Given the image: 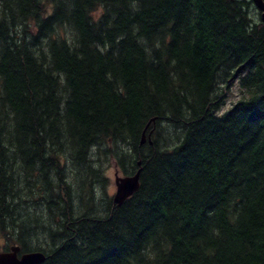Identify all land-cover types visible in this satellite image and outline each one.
Segmentation results:
<instances>
[{"label": "trees", "instance_id": "16d2710c", "mask_svg": "<svg viewBox=\"0 0 264 264\" xmlns=\"http://www.w3.org/2000/svg\"><path fill=\"white\" fill-rule=\"evenodd\" d=\"M253 6L0 0V251L40 250L39 264H264ZM233 81L243 94L224 110ZM109 160L140 169L119 204L98 195Z\"/></svg>", "mask_w": 264, "mask_h": 264}, {"label": "water", "instance_id": "95a60500", "mask_svg": "<svg viewBox=\"0 0 264 264\" xmlns=\"http://www.w3.org/2000/svg\"><path fill=\"white\" fill-rule=\"evenodd\" d=\"M259 13V19L264 23V0H250ZM144 137L141 142H144ZM140 169L133 175L115 176L114 203H121L130 196L138 187V177ZM20 246L11 245L8 250L0 251V264H39L45 259V255L40 250H33L19 254Z\"/></svg>", "mask_w": 264, "mask_h": 264}, {"label": "rangeland", "instance_id": "374dc122", "mask_svg": "<svg viewBox=\"0 0 264 264\" xmlns=\"http://www.w3.org/2000/svg\"><path fill=\"white\" fill-rule=\"evenodd\" d=\"M251 14L255 19L259 18L258 11L256 10L255 6H253L251 8ZM223 91L225 92V102L221 107L224 110L228 109V107H230L231 104H233L243 94V92L239 88L237 81L231 82L230 86H228L227 88H224ZM100 165H101V167H103V173L107 178V182H106V185L104 187L105 188L104 191H100V189H99L98 195L101 194L103 196H111L112 197L115 193V183H114L115 176L116 175L117 176H123V174L118 169V167L116 166V164L113 160L101 162ZM94 193L96 196L97 195L96 191ZM21 205L24 206V209H28L27 207H29L25 204H21ZM34 243H37V242L34 241ZM0 244H1L0 246H4L5 244H7V241L0 239ZM40 245H42V244H40ZM42 246H46V245H42Z\"/></svg>", "mask_w": 264, "mask_h": 264}, {"label": "bare ground", "instance_id": "6f19581e", "mask_svg": "<svg viewBox=\"0 0 264 264\" xmlns=\"http://www.w3.org/2000/svg\"><path fill=\"white\" fill-rule=\"evenodd\" d=\"M145 134V133H144Z\"/></svg>", "mask_w": 264, "mask_h": 264}]
</instances>
